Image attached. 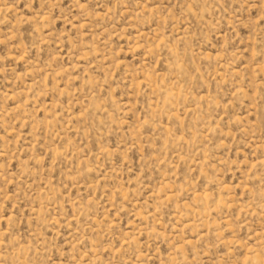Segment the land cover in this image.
<instances>
[{
  "label": "rangeland",
  "instance_id": "rangeland-1",
  "mask_svg": "<svg viewBox=\"0 0 264 264\" xmlns=\"http://www.w3.org/2000/svg\"><path fill=\"white\" fill-rule=\"evenodd\" d=\"M0 264H264V0H0Z\"/></svg>",
  "mask_w": 264,
  "mask_h": 264
}]
</instances>
